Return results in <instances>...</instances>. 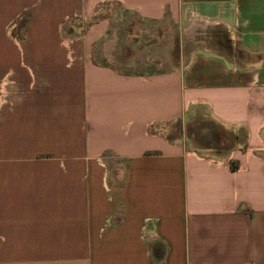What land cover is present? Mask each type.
<instances>
[{
	"label": "crops",
	"instance_id": "0c3cea01",
	"mask_svg": "<svg viewBox=\"0 0 264 264\" xmlns=\"http://www.w3.org/2000/svg\"><path fill=\"white\" fill-rule=\"evenodd\" d=\"M0 264H264V0H0Z\"/></svg>",
	"mask_w": 264,
	"mask_h": 264
},
{
	"label": "rangeland",
	"instance_id": "374dc122",
	"mask_svg": "<svg viewBox=\"0 0 264 264\" xmlns=\"http://www.w3.org/2000/svg\"><path fill=\"white\" fill-rule=\"evenodd\" d=\"M214 31L216 30H207L204 33L196 30L195 35L193 32L187 35V32L185 33L177 26L154 28L139 19H130L120 31L122 37L120 53L124 57L121 70L127 73H154L166 69L165 64L169 70H172L183 64L181 60L183 52L186 53V58L189 49L196 47L198 42L206 40L205 38H208L209 34ZM178 127L174 124L171 129L172 133H176ZM211 127V132L217 139L227 138L223 128L215 124ZM210 142L214 141L210 139L205 144L210 145Z\"/></svg>",
	"mask_w": 264,
	"mask_h": 264
}]
</instances>
